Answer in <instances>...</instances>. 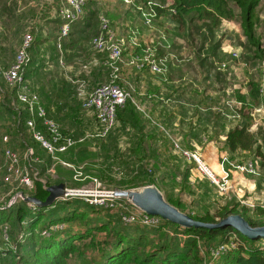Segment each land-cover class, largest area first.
<instances>
[{"label": "rangeland", "instance_id": "374dc122", "mask_svg": "<svg viewBox=\"0 0 264 264\" xmlns=\"http://www.w3.org/2000/svg\"><path fill=\"white\" fill-rule=\"evenodd\" d=\"M1 1L5 5V12L2 16L4 25L0 21V68L6 66L8 69L15 59L24 34L28 33L34 38L41 35L42 29L49 33L54 30V24L48 18L52 16V10L62 5L63 0ZM84 2L83 13L94 9L96 17L92 19V23L101 26V20H105L114 41L121 46L124 55L117 66L116 80L125 87L129 93L127 100H130L142 117L148 120L149 126L142 132L145 136L141 144L143 151L137 153V156L129 155L134 141L126 136L130 134L127 128H119L118 133L115 132L108 138H98L93 125V115L84 106L83 92L87 95L98 83L110 82L113 71L107 69L104 61L103 67L91 66L93 59L100 60L101 57L91 46L94 30L87 31V39L82 36L80 45L69 46L65 55L62 40L61 49L56 48V64L47 67V71L28 77V82L38 94L39 101L55 113L54 118L61 125L64 135H67V138L72 137L75 141L73 150L63 155L69 160L73 159L70 160L71 164L63 162L65 165L60 169L61 172L56 168L44 172L39 176L43 179V184L56 185L55 182L62 181L65 188L69 189L119 192L123 191L117 189L122 183L143 171L156 185L145 187H156L164 201L179 202L184 210L212 216L226 205H237L239 209H247L248 216L257 220L255 210H264V94L257 103L248 101L243 106L236 102L234 92L247 87L248 81L259 82L264 78V56L263 53L257 54L244 37L240 10L230 4L236 15L235 20H221L217 24L204 19L194 20L193 17L197 14H191L180 27L171 13L162 17L155 14L154 7L167 8L173 0H150L146 5L140 0ZM12 4L19 9L15 10V13L20 14L21 20L31 21L23 26L21 24L20 27L15 26V23H8V8ZM98 14L100 22L97 20ZM253 21L255 37L262 43L261 49L264 51V1L254 10ZM158 47L166 51L163 57L165 61L166 58L170 59L172 64L164 75L173 78L175 83L180 80L181 84H184V79L188 77L189 80L186 81L194 83L195 88L202 91L205 86L204 77H221L219 80L227 81L225 88L222 86L223 82L218 81L213 82L209 89L207 96L211 101L208 99L206 103H211L214 106L212 111L217 113L212 116L210 125L203 119L210 104L205 106L202 97L197 99L194 109L193 106L190 107L191 112L195 114L194 118L192 121H186L184 111L180 107L177 108L178 103L168 102L166 95L157 96L154 89L146 91L145 82L147 79H156V76L143 69H149L148 61L155 60ZM232 52H236L238 57L232 58ZM135 58L136 64H130ZM94 77L98 79V83H94ZM156 81H153L151 87L158 85ZM223 89L226 91H222ZM11 90L4 74L0 75V139L8 138V146L19 154L21 166L28 168L24 157L27 149H32L33 144L23 126L18 129L12 126L16 119L7 109L17 112L22 105L11 95ZM148 93L152 95H148L145 101L143 96ZM162 101L161 107L159 102ZM164 106L166 112L162 110ZM245 121L250 124V131L255 137L256 145H260L263 156H257L255 150L234 154L228 151L225 144L226 132ZM15 130L20 131L18 135ZM116 135L121 138L117 141L115 151L109 143L111 137ZM183 152L197 153L213 171L216 167V174H227L229 181L226 183L232 184L236 191L229 192L228 195L220 194L215 186L200 177L195 170V163L186 161ZM249 165L252 172L249 171ZM36 170L39 172L37 167ZM3 171L0 172V205L11 206L22 201L19 194L28 197L32 190L21 187L18 181H1ZM78 200L85 203L82 199ZM98 213L113 220L116 215ZM2 237L3 240L7 239L6 230ZM2 237L0 234L1 242ZM105 237V233L98 234L96 242L103 241ZM94 245L90 240L77 244V251L68 264H84V259L86 263L96 252L91 251ZM1 246L6 248L3 244ZM226 247L235 248L234 245ZM203 249L201 246L202 254ZM9 257L6 255L4 259ZM9 263L15 264V259L11 258Z\"/></svg>", "mask_w": 264, "mask_h": 264}, {"label": "trees", "instance_id": "16d2710c", "mask_svg": "<svg viewBox=\"0 0 264 264\" xmlns=\"http://www.w3.org/2000/svg\"><path fill=\"white\" fill-rule=\"evenodd\" d=\"M140 1L143 5L150 2V0ZM262 1L264 0H173L169 7H154V10L155 14L159 17L171 13L172 18L178 21L180 27H182L187 17L191 16V14H197V16L193 17L194 20L199 21L204 19L214 24L219 23L221 20H235V12L230 6V4H233V6L240 10L241 29L248 44L255 49L257 54L263 53L264 56V51L261 49L262 43L255 37L253 21L254 10ZM4 8L5 5L3 1L0 0V21L3 25L4 21L2 16L5 12ZM59 8L60 7H57L52 10V16L50 15L51 17L48 18V20L54 24V30L49 33L42 29L41 35L33 38V42L29 49L30 60L22 75L25 86H27L30 92L35 93L37 96L38 94L28 82V77H34L37 72L47 71V67L49 68L51 65L56 64L58 57L56 51L57 44L55 43L57 38L56 33L58 26L61 24L58 18ZM15 10L19 9L13 4L8 8L10 17L8 23H15V26L20 27L21 24L23 26L31 21H27L26 19L21 20L20 14L18 15V13H15ZM83 14V18L79 19L71 26L67 38L63 41L64 55L69 46L73 47L76 44L80 45L82 43V36L87 39L89 35L87 31L89 29L94 30L93 37L98 35L101 30L99 24L92 23V19L96 17L94 9H90L89 11L86 10ZM97 20L100 22L99 14ZM44 24L46 25L47 23ZM156 46H158V44H156ZM48 50L50 52H47ZM96 52L101 56L100 60L93 59L91 66L103 67L102 62L104 61L106 63L108 54L106 52ZM165 52L163 48L158 47L155 60L159 61L160 59H164L163 54ZM123 55L124 53L122 56ZM170 62V59L166 58L162 66L165 68V72L160 74L152 73L148 68L143 69L156 76V79H151L152 81L147 79L145 82L146 91L150 88L151 90L154 89L157 96L163 97L166 95L165 99L168 100V102L178 103L177 108L180 107L181 110L184 111L186 121H192L195 114L191 112L190 107L193 106L192 108L194 109L197 99L202 97L205 106L210 104L208 110H205V116L202 114L204 122L210 125L213 120L212 116L217 113L212 111L214 106L211 103H206V100L209 99L207 90L213 85V82L218 81L223 82L224 85L222 84V86L225 88L227 81L219 80L221 77H215L213 79L211 77V80L210 77H204L203 82L205 86L202 91L200 89L197 90L194 83H188L186 81L188 77L184 79V84H181L180 80L175 83L173 78L165 77L167 74L164 75L167 72L166 69L172 65ZM105 66L110 70L107 65ZM8 69H6V66L0 68V75L2 76ZM153 81H156L158 85L151 87ZM208 81L212 82L209 83ZM94 83H98L96 77H94ZM116 83L121 86L119 82L116 81ZM101 84L103 83H98L96 87ZM104 84H106V82ZM121 87L123 89L125 88L123 86ZM179 88L180 90H178ZM11 89V95L14 96L22 107L17 112L12 109H5L16 119L12 122V126L17 127V129L23 126L30 136L32 141L31 144H33L31 148L34 153V158L37 159L34 166L39 169V176H42L44 172L51 168L55 161L46 150L42 148L41 144L34 139L33 132H39L47 137V130L43 126L42 120L39 118H35L34 130L28 127L27 122L33 119V117L30 115L27 106L18 101V88L14 87ZM222 91L226 90L223 89ZM168 93L169 95H167ZM234 93L236 102L241 105L243 104V106L248 101L257 103L262 98L259 83L257 81H250L245 91L238 89ZM148 95L149 93L143 96V98H146L145 101H147ZM166 100L165 102H167ZM209 101H211V99H209ZM40 103L44 107L47 117L52 119L59 126L60 132L67 138V135H64L61 125L54 118L55 113L49 111L48 107L41 101ZM159 104L162 107L163 101L159 102ZM162 110L166 112V107L164 106ZM90 112L93 115V125L95 133L97 134L100 132L101 128L94 113L92 111ZM170 114H172V112ZM248 119L249 118H247V121ZM245 122L236 124L226 132L225 144L228 151L234 154L236 152L249 153L255 150L257 156H263L260 151V145H256L255 137L250 131V124ZM147 126H149L148 120L142 117V114L134 107L130 100H126L125 104L117 109L115 126L107 135V138L115 132L118 133L120 131L119 128L122 130L127 128L130 134L126 136L132 138L134 141L131 145L132 149L129 151V155L131 157L137 156V153L143 151L141 144L145 136L142 135V132H144ZM19 132V130H15L16 135H18ZM114 137H111V142L109 144L112 146L113 150L116 151L118 145L117 141L120 140L121 136L116 135ZM74 146L75 145H73V147ZM6 147L16 152L13 148L8 146V143ZM73 147L57 156L64 163L71 164L70 160L73 161V159L69 160L63 155L73 150ZM62 167L63 166L60 164L54 165V168L57 170L59 169V171ZM39 176L37 179H34L33 188H31L32 191L28 197H34L40 201H44L48 196L46 187L51 185H44L42 182L43 179ZM55 183L58 184L63 182L58 181ZM154 183L155 182L150 180L143 171H139L134 178L122 183L120 188L117 189L126 191L148 185H155ZM122 201L125 200L122 199ZM166 202L200 223L218 224L221 220L230 215H239L253 228L264 227V210L262 209L255 210L254 215L257 220H253L248 216L247 209H239L237 205H226L210 216L208 214L198 215L191 211L184 210L179 202L172 203L168 200H166ZM98 212H104L105 214L114 213L116 214L115 219L113 220L109 216L105 217L103 214L100 215ZM97 213L98 215H96ZM5 230L7 239L3 240L2 236ZM100 233H105L106 237L103 241L96 242L97 235ZM0 234L2 237V242L0 241V263L6 262L7 264H10L9 261L11 258H13V260L15 259V264H68L71 257L77 251L76 245L87 240H90L92 244L93 242L95 243L94 247H91V251L96 250V252L92 255V258L90 257L87 259L86 263L84 259V264H264V239H248L232 227L213 229L203 227L182 228L163 219H161L156 228L144 227L137 224L126 226L120 222L117 211L98 208L84 202L81 203L78 199L66 200L64 202L57 201L52 206L44 209L37 208L23 200L11 206H7L6 204L0 205ZM201 241L202 245H200ZM2 244L6 248H3L1 246ZM226 245H234L235 248L229 249ZM201 246L204 248V254H202L203 251H201ZM220 247H226V249L215 256ZM6 255L10 257L5 260L4 258H6ZM85 257L86 254L84 253V258Z\"/></svg>", "mask_w": 264, "mask_h": 264}, {"label": "built area", "instance_id": "2783aa9c", "mask_svg": "<svg viewBox=\"0 0 264 264\" xmlns=\"http://www.w3.org/2000/svg\"><path fill=\"white\" fill-rule=\"evenodd\" d=\"M84 5V0H63L58 10V18L61 24L58 26L56 33L57 49H61V41L67 38L71 26L81 19ZM100 29L99 34L91 39V46L95 51L106 52L108 54V60L105 65L113 71L112 78L109 83L97 86L87 95L83 92V96L85 108L94 113L101 128L96 136L98 138H105L114 128L116 123V111L125 104L126 100L129 98V93L116 83L117 66L122 59V48L114 41V36L108 30L105 20H101ZM32 42V35L28 33L23 35L15 59L9 69L4 73V79L11 88H18V101L27 106L30 115L33 117V119L27 122L28 127L34 130L35 118H39L42 120V124L47 130V137L36 131L33 132V137L55 161L48 170L50 172L56 164L65 165L57 155L63 154L69 148L73 147L75 142L71 138L63 137L59 126L52 119L47 117V113L41 105L38 96L30 92L24 84L22 75L30 60L29 49ZM231 56L232 58H237L238 54L232 52ZM135 62H137V58L132 59L130 64H136ZM164 62L165 59H160L159 61L149 60L148 65L150 71L156 74L165 72V68L162 67ZM222 67H224V65H222ZM7 143L8 138L3 137L0 142V172L4 170L1 181L3 183H10L12 180H15L18 181L21 187L27 189L33 188L34 179H37L39 176V172L34 166L37 159L34 158L33 150L27 149L25 153L24 160L28 164V168H26L21 166V158L18 153L5 146ZM183 156L186 161L195 163V170L200 177L208 180L210 184L216 187L220 194L228 195L229 192L236 191L232 184L226 183L229 181L227 179V174H224V176L216 174L203 160H201L197 153L183 152ZM249 171L252 172L251 165H249ZM237 191L239 192L240 190L237 189ZM19 197L23 200L21 194H19ZM73 199H82L89 205L117 211L120 222L126 226L137 224L144 227L156 228L161 221L157 216L146 215L134 207L129 206L130 204H128L124 198L120 197L116 191L66 188L64 196L59 198L58 201ZM122 199L125 201H122ZM218 249L219 251L215 256L221 251H225L226 247H220Z\"/></svg>", "mask_w": 264, "mask_h": 264}, {"label": "water", "instance_id": "95a60500", "mask_svg": "<svg viewBox=\"0 0 264 264\" xmlns=\"http://www.w3.org/2000/svg\"><path fill=\"white\" fill-rule=\"evenodd\" d=\"M65 185L59 183L46 188L48 196L44 201H40L34 197H24L23 201L34 205L37 208H47L52 206L59 198L65 194ZM117 194L124 198L132 207L150 216H157L171 224L182 228H198L207 229L232 227L244 237L255 240L264 239V227L253 228L239 215H230L221 220L218 224H204L193 220L188 215L180 212L177 208L171 206L164 201L159 190L156 187L149 186L142 189H130L127 191H119Z\"/></svg>", "mask_w": 264, "mask_h": 264}, {"label": "crops", "instance_id": "0c3cea01", "mask_svg": "<svg viewBox=\"0 0 264 264\" xmlns=\"http://www.w3.org/2000/svg\"><path fill=\"white\" fill-rule=\"evenodd\" d=\"M83 16H84V14L82 15V17H81V19L83 18ZM66 39V38H65ZM65 39H63V40H65ZM210 80H211V77H210ZM209 83H211L212 81H208ZM250 81H248L247 82V84L249 83ZM259 87H260V92H261V97L263 96V94H264V78H262L261 80H259ZM210 89V88H209ZM243 91H245L246 90V87H244L243 89H242ZM207 94H209V90H207ZM212 165V164H211ZM212 166H214V164L212 165ZM212 169V168H211ZM215 169H216V167H214V172H215ZM213 170V169H212ZM219 172V171H218ZM216 173V172H215Z\"/></svg>", "mask_w": 264, "mask_h": 264}]
</instances>
